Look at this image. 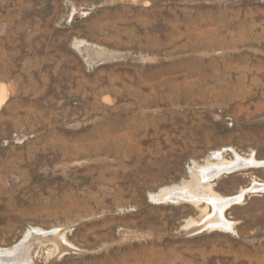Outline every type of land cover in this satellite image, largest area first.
<instances>
[{
  "label": "rangeland",
  "instance_id": "1",
  "mask_svg": "<svg viewBox=\"0 0 264 264\" xmlns=\"http://www.w3.org/2000/svg\"><path fill=\"white\" fill-rule=\"evenodd\" d=\"M0 86V264H264V0H0Z\"/></svg>",
  "mask_w": 264,
  "mask_h": 264
},
{
  "label": "bare ground",
  "instance_id": "2",
  "mask_svg": "<svg viewBox=\"0 0 264 264\" xmlns=\"http://www.w3.org/2000/svg\"><path fill=\"white\" fill-rule=\"evenodd\" d=\"M5 98H6L5 89L3 86H0V105L5 101Z\"/></svg>",
  "mask_w": 264,
  "mask_h": 264
}]
</instances>
